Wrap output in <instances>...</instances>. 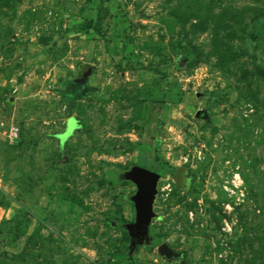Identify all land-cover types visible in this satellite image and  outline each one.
Wrapping results in <instances>:
<instances>
[{
    "label": "rangeland",
    "instance_id": "1",
    "mask_svg": "<svg viewBox=\"0 0 264 264\" xmlns=\"http://www.w3.org/2000/svg\"><path fill=\"white\" fill-rule=\"evenodd\" d=\"M0 264H264V0H0Z\"/></svg>",
    "mask_w": 264,
    "mask_h": 264
},
{
    "label": "water",
    "instance_id": "2",
    "mask_svg": "<svg viewBox=\"0 0 264 264\" xmlns=\"http://www.w3.org/2000/svg\"><path fill=\"white\" fill-rule=\"evenodd\" d=\"M90 76V73L84 74L77 83L83 84L84 80ZM70 127H73V122H70ZM130 178L136 182L139 188L138 192V206H139V223L138 228L141 230L143 225H147L152 216V203L156 193V185L159 176L152 171H148L144 168H135L130 174ZM139 230V231H140ZM159 252L162 256L167 259H172L176 255L168 247V245L163 244L159 248Z\"/></svg>",
    "mask_w": 264,
    "mask_h": 264
},
{
    "label": "trees",
    "instance_id": "3",
    "mask_svg": "<svg viewBox=\"0 0 264 264\" xmlns=\"http://www.w3.org/2000/svg\"><path fill=\"white\" fill-rule=\"evenodd\" d=\"M79 89L84 90V86L76 85V84L72 85V88L70 90L71 98H73L78 93ZM140 163H141L142 168H144V169H149V170L154 171V172L160 171V167L157 165V163H158L157 159H153V158L149 159L148 156L141 155ZM165 165L167 166L166 163H165ZM169 171L171 172L172 169H169ZM135 250H137V249H135Z\"/></svg>",
    "mask_w": 264,
    "mask_h": 264
}]
</instances>
